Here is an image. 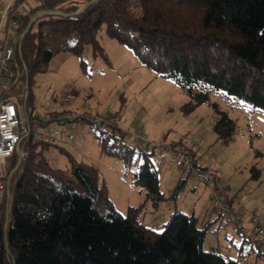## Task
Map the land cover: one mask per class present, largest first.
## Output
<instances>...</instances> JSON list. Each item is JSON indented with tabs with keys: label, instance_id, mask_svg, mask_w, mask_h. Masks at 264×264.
<instances>
[{
	"label": "trees",
	"instance_id": "obj_1",
	"mask_svg": "<svg viewBox=\"0 0 264 264\" xmlns=\"http://www.w3.org/2000/svg\"><path fill=\"white\" fill-rule=\"evenodd\" d=\"M33 17L14 67L26 86L7 94L25 109L30 74L48 71L60 52L80 56L90 43L102 51L97 37L105 25L143 65L188 90L190 108L206 100L203 90L213 89L264 110V0H36L20 17L21 33ZM237 127L226 113L214 124L224 141ZM99 132L105 152L127 165L133 152L144 155L133 183L155 205L163 200L154 152L131 146L116 126ZM53 143L24 135L8 162L9 187L0 198V264H246L243 255L204 249L208 225L199 226L194 214L174 211L155 230L140 224L132 208L121 213L98 187L92 166L50 165L44 150Z\"/></svg>",
	"mask_w": 264,
	"mask_h": 264
},
{
	"label": "rangeland",
	"instance_id": "obj_2",
	"mask_svg": "<svg viewBox=\"0 0 264 264\" xmlns=\"http://www.w3.org/2000/svg\"><path fill=\"white\" fill-rule=\"evenodd\" d=\"M9 2L0 0V6ZM35 5L36 0H27L21 13L26 14ZM97 38L102 51H95L90 43L80 56L60 52L49 63L48 71L30 74L26 112L48 117H61L66 113H120L122 118L116 127L121 131L123 125L141 126L150 139L182 145L199 164L219 168L224 177L235 173L239 185L236 192L252 186L251 193L243 200L249 210L246 206L258 200L256 193H264V110L213 89L203 90L206 100L190 108L193 96L188 90L143 65L132 50L108 34L105 25ZM25 78H14L10 90L26 86ZM2 82L9 84L11 79L3 77ZM1 87L0 82V90ZM138 106L142 108L141 114L136 111ZM220 113H226L237 122L236 133L227 141L214 130ZM88 128L90 130L77 141L67 125L59 124L58 120L48 122L45 130L63 132L61 140L44 150L50 165L68 169L72 161H78L92 166L98 187L104 188L121 213L134 209L143 226L161 230L162 216L168 220L174 211L189 215L196 212L198 225H208L204 249L217 248L225 256L234 258L241 251V244L248 247L250 241L228 227L214 211L210 188L186 176L178 160L156 152L150 155L164 193V199L155 205L133 183V175L144 155L133 152L134 160L127 165L105 152L103 139L98 137L99 130ZM127 140L136 147L132 139ZM257 210L264 220V201ZM245 226L249 229L251 223L245 221ZM243 256L248 264H264L259 252H245Z\"/></svg>",
	"mask_w": 264,
	"mask_h": 264
},
{
	"label": "built area",
	"instance_id": "obj_3",
	"mask_svg": "<svg viewBox=\"0 0 264 264\" xmlns=\"http://www.w3.org/2000/svg\"><path fill=\"white\" fill-rule=\"evenodd\" d=\"M27 0H10L4 9H0V198H4L8 185V162L19 149L24 135L31 136L34 143L48 144L55 141L61 134L59 129L48 131L44 126L53 120L67 125L71 130L85 126L98 130H107L120 123L121 114L107 113H66L61 117H48L35 113L29 117L25 105L15 95H7L14 78L20 77V72L14 69L18 66V53L21 49L20 17L21 9ZM3 77L11 79V83L2 82ZM126 139L130 138L136 147L147 151L167 155L178 160L183 173L208 186L211 190V199L216 214L230 227L243 231L248 237L258 241L264 249V220L258 211H249L245 208L242 197H227L217 186V171L211 166H204L196 162L178 143L166 140H152L141 126L122 127ZM245 221L251 223L249 229Z\"/></svg>",
	"mask_w": 264,
	"mask_h": 264
},
{
	"label": "crops",
	"instance_id": "obj_4",
	"mask_svg": "<svg viewBox=\"0 0 264 264\" xmlns=\"http://www.w3.org/2000/svg\"><path fill=\"white\" fill-rule=\"evenodd\" d=\"M7 5V4H6ZM6 5L4 7H1L0 6V9H4L6 7ZM110 110V109H109ZM139 114L142 113V108H140L139 106L137 107V110ZM122 127H125V125H123ZM90 130V128L88 127H84V128H81V129H75V130H70V134L73 138H75L77 141L80 140L82 138V136H84V134L86 133V131ZM63 136V132L61 134H59L54 143L55 144L57 141L61 140ZM196 162H198L195 158H193ZM57 162H58V158L55 159ZM199 163V162H198ZM221 167V166H220ZM216 171H217V186L224 192V194L227 196V197H236L238 195H240L242 197V201L244 200V198L247 199V197L249 196V194L251 193L252 191V186H245L244 188L242 189H239L237 192L235 190H237L238 188V181L236 180L237 176L235 173H231L230 175L224 177L223 174H221V172L219 171V168H216ZM181 182H185V180H181ZM233 183H237L235 185H233ZM184 184V183H183ZM211 192V190H210ZM236 192V193H234ZM263 191H259L258 193H256L255 195V199L258 198L257 202L256 203H252V204H249V206H246V207H249V211H258V207H260V205L263 204V201H264V196H263ZM244 203V202H243ZM214 209V208H213ZM247 209V208H246ZM192 214H194L197 218L198 216L196 215V212H192ZM219 217V216H218ZM166 217L165 216H162L161 217V221H163V223L166 222ZM222 220V219H221ZM211 222V221H209ZM208 222V224H209ZM228 226V225H227ZM230 227V226H228ZM231 229H233L234 231H236L239 235H241L243 238H246L247 240L250 241V244L248 245V247H244L243 244H241V251L238 253V256L237 257H234V258H238L240 255H244V253L246 252L247 254H250L252 251H254L255 253H258L260 251L259 249V243L256 241V239L254 238H250L246 235L245 233V230L243 231H240V230H236L232 227H230ZM211 249H217V248H211ZM258 249V250H257ZM218 250V249H217ZM258 251V252H257ZM224 255V254H223ZM259 257L262 258L260 256V252H259ZM233 258V257H232ZM246 264H248V262L246 261ZM262 264V262L260 263Z\"/></svg>",
	"mask_w": 264,
	"mask_h": 264
},
{
	"label": "water",
	"instance_id": "obj_5",
	"mask_svg": "<svg viewBox=\"0 0 264 264\" xmlns=\"http://www.w3.org/2000/svg\"><path fill=\"white\" fill-rule=\"evenodd\" d=\"M90 3H91V2H90ZM90 3H88V5H89ZM88 5H86V6L84 7V9H85ZM35 18H36V17H33V18L31 19V21H30L29 25L27 26L26 30L22 33V35H21V40L23 39L25 32H26V31L30 28V26L32 25V23H33V21L35 20ZM8 187H9V181H8ZM8 189H9V188H8Z\"/></svg>",
	"mask_w": 264,
	"mask_h": 264
}]
</instances>
